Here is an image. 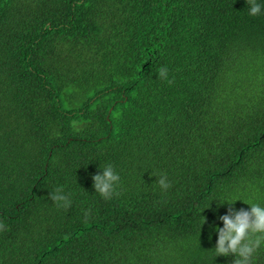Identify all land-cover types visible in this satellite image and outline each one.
<instances>
[{
    "label": "trees",
    "instance_id": "obj_1",
    "mask_svg": "<svg viewBox=\"0 0 264 264\" xmlns=\"http://www.w3.org/2000/svg\"><path fill=\"white\" fill-rule=\"evenodd\" d=\"M256 2L0 0V264H232L224 202L264 206Z\"/></svg>",
    "mask_w": 264,
    "mask_h": 264
},
{
    "label": "clouds",
    "instance_id": "obj_2",
    "mask_svg": "<svg viewBox=\"0 0 264 264\" xmlns=\"http://www.w3.org/2000/svg\"><path fill=\"white\" fill-rule=\"evenodd\" d=\"M246 2L249 4V15L257 16L261 13V5L256 0H246ZM159 74L166 78L167 69L161 68ZM168 83L171 84L173 81L169 80ZM91 179L94 191L102 198L111 199L116 194L120 176L111 164L92 175ZM158 184L163 190L170 187L166 175H161ZM62 192V188H57L49 194V198L57 202L58 206L67 209L71 206V200ZM237 200L240 199L234 198L224 202L228 205V213L219 216V219L223 221V227L212 226L213 231L218 234L214 249L216 256H233L232 264H252L253 256L264 245V206L250 201H242L249 206V210L246 211L242 208L235 211L233 205ZM85 215L87 216V213ZM205 222L206 218L203 217L200 229ZM4 227L3 224H0V230Z\"/></svg>",
    "mask_w": 264,
    "mask_h": 264
}]
</instances>
